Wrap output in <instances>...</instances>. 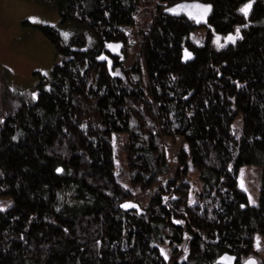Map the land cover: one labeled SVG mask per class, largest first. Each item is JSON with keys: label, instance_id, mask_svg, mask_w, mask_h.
Returning a JSON list of instances; mask_svg holds the SVG:
<instances>
[{"label": "trees", "instance_id": "obj_1", "mask_svg": "<svg viewBox=\"0 0 264 264\" xmlns=\"http://www.w3.org/2000/svg\"><path fill=\"white\" fill-rule=\"evenodd\" d=\"M184 2L211 3V27L169 13ZM245 3L56 0L60 24L85 25L98 42L41 25L61 61L50 77L35 72L38 96L0 75V198L11 199L0 264H220L224 254L264 264V0L248 19ZM245 165L263 172L258 205L243 208Z\"/></svg>", "mask_w": 264, "mask_h": 264}, {"label": "rangeland", "instance_id": "obj_2", "mask_svg": "<svg viewBox=\"0 0 264 264\" xmlns=\"http://www.w3.org/2000/svg\"><path fill=\"white\" fill-rule=\"evenodd\" d=\"M41 25L57 27L65 41L74 34L82 33L87 38V47H92L98 42L95 33L85 25L75 22L61 25L56 0H0V75L12 89L30 92L31 95L36 93L35 97L32 95L34 98L38 96L39 82V76L35 75V72L41 76L50 77L54 65L61 61L55 52L54 45L39 31ZM65 32L68 33L67 37L64 36ZM198 33L204 34L203 31ZM241 129L240 116L234 122L233 132L239 135ZM114 146L117 148V143ZM262 172L261 165L241 167L238 186L248 196V201L243 208L258 205ZM188 177L194 191L202 189L199 175L191 165ZM147 200L141 199L138 203L125 204L129 205L128 208H139ZM191 201L194 202V197ZM10 204L11 199L0 198V209L5 210ZM258 242L263 260L264 239L258 237Z\"/></svg>", "mask_w": 264, "mask_h": 264}, {"label": "water", "instance_id": "obj_3", "mask_svg": "<svg viewBox=\"0 0 264 264\" xmlns=\"http://www.w3.org/2000/svg\"><path fill=\"white\" fill-rule=\"evenodd\" d=\"M257 0H253V6L255 4ZM196 5H203L199 2H184V3H179L174 5L173 7H171L170 9H173L174 11H169V13L174 16V17H185L187 18L189 21H191L193 23L194 26L196 27H201V26H208V20H209V16H210V12L208 13L206 19H207V23L204 22V20H198L196 19V17L202 15V9L196 7ZM253 9V7H252ZM252 10L249 12L248 16L246 17V19H248L249 15L251 14ZM247 26H245L246 28ZM111 45V47H110ZM123 44L122 43H111L108 44L106 50L113 56V57H121L123 56ZM188 50V48H185ZM185 49L183 50V57H182V62L184 64H187L189 62H192L195 59V55L193 53V57L185 59ZM190 51V50H188ZM191 52V51H190ZM223 258V259H222ZM229 258H233V259H229ZM251 260H255L256 264H259L256 258H249L247 259L244 264H248L249 261ZM218 262L220 264H236L237 262V257L233 256L231 254H224L222 255Z\"/></svg>", "mask_w": 264, "mask_h": 264}, {"label": "snow or ice", "instance_id": "obj_4", "mask_svg": "<svg viewBox=\"0 0 264 264\" xmlns=\"http://www.w3.org/2000/svg\"><path fill=\"white\" fill-rule=\"evenodd\" d=\"M196 7L202 9V15L196 17V19L198 20V22H199V20H204V22L207 23L206 17L208 15V13L211 12V10L213 8V5L211 3H208V4H203V5H196ZM252 7H253V0H247V3H245L243 5V7H241L239 9V11L243 12L244 15H245V17H247L248 14H249V12L252 10ZM168 11H174V10L173 9H168ZM209 27H211V25H209ZM236 33H237V35H239V33H240V29L239 28L236 29ZM64 36L67 37L68 36V33L65 32L64 33ZM242 38L243 37H241V39ZM227 39L230 40L233 44L236 43V38L231 33H229ZM216 40H217V43H219L220 37L217 36L216 37ZM110 47H111V45H110ZM191 57H193V53L190 52V51H188L187 49H185V59H188V58H191ZM32 95L35 97L36 96V93H33ZM0 123H3V118L2 117H0ZM12 139L15 140L16 137L13 136ZM62 171H63L62 168H60V167H57L56 168V172L59 173V172H62ZM124 207L125 208H128L129 205L128 204H125ZM241 207H243V205ZM0 210H3V209H0ZM176 222L177 223H182V221H176ZM65 231H67V229H65ZM259 247H260L259 244H257V248H259ZM161 252L164 253V250L161 249ZM164 259L166 261L169 259V256L166 253L164 254ZM229 259H233V258H229ZM248 264H256V261L255 260H251V261L248 262Z\"/></svg>", "mask_w": 264, "mask_h": 264}, {"label": "bare ground", "instance_id": "obj_5", "mask_svg": "<svg viewBox=\"0 0 264 264\" xmlns=\"http://www.w3.org/2000/svg\"><path fill=\"white\" fill-rule=\"evenodd\" d=\"M244 264V263H243Z\"/></svg>", "mask_w": 264, "mask_h": 264}]
</instances>
